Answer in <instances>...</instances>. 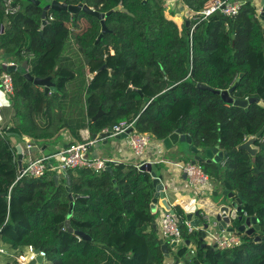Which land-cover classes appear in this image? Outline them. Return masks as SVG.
I'll return each mask as SVG.
<instances>
[{
    "label": "trees",
    "instance_id": "trees-1",
    "mask_svg": "<svg viewBox=\"0 0 264 264\" xmlns=\"http://www.w3.org/2000/svg\"><path fill=\"white\" fill-rule=\"evenodd\" d=\"M6 1L0 0V30L5 27L0 34V53L7 54L8 63H15L18 69L11 72L12 125L0 128V245L15 249L33 244L47 251L50 264H166L163 243L170 253L172 249L170 241L154 227L153 177L137 164L111 162L112 172L67 170L73 199L66 174H60L58 181L53 171L40 178H19L18 153L10 136L28 137L41 147L60 143L64 133H70L60 124L61 102L75 97H85L93 134L121 121H134L137 132L149 133L159 141L180 129L198 148L235 150L222 163L200 165L210 178L214 175L223 190L241 193L244 212L256 216L264 227V150L254 159L248 151L237 149L264 128V108L251 103L246 110L197 86L203 83L226 90L243 74L231 95L264 101V25L252 2H245L235 16L216 14L199 22L189 17V24L182 12L184 19L179 24L174 19L176 8L167 9L164 0H86L100 12L120 3L123 6L105 18L108 31L96 43L102 24L95 15L84 10L72 14L50 9L41 32L46 0L40 5L29 3L18 21L14 18L25 0H12L18 10L14 14L6 12ZM179 1L198 13L209 0ZM105 64L107 67L97 72ZM2 66L0 62V73L6 71ZM27 72L35 77L53 76L57 91L46 94L25 77ZM100 108L103 114L93 121ZM262 144L264 130L256 140V145ZM72 201L71 226L90 238L61 226ZM173 209L184 238L175 260L187 264H264V229L261 234L245 237L239 233V246L203 247V230L189 232L186 211L179 205ZM201 218L203 221L204 214ZM186 240L196 247L191 260L184 259L190 249Z\"/></svg>",
    "mask_w": 264,
    "mask_h": 264
},
{
    "label": "water",
    "instance_id": "water-1",
    "mask_svg": "<svg viewBox=\"0 0 264 264\" xmlns=\"http://www.w3.org/2000/svg\"><path fill=\"white\" fill-rule=\"evenodd\" d=\"M85 1L86 0H83V2H81L79 4H65V3H61L57 0H46L47 5L44 6L43 14H42L41 32L48 22L47 14H48V11L50 9L68 10L72 14H77L81 10H84L85 12H87L89 14L97 16L101 20L102 31L96 40V43H98L100 41V39L102 38V36L104 35V33H106L108 31V28H107L106 23H105V18L110 13H112L113 11L122 10L123 6H122V3H120L118 6H116L114 9H112L108 12H100V11H97V10L91 8L90 6H88V4L85 3ZM245 1L246 2H252L255 5L253 0H245ZM31 2L36 3L37 5L41 4V0H25L23 9L19 13H17L15 18H14L15 21H18L23 16V14L26 11V7ZM260 5L261 6L258 7V9H260L259 10L260 11L259 12V18L264 22V0H260ZM181 9L184 10V7H182ZM192 14H193L192 10H189L186 12V16L188 18L190 16H192ZM217 15H221V13L218 12ZM188 18H187V22H186L187 24H189ZM4 32H5V27L2 26L1 30H0V34H3ZM2 67L6 71H9V72L17 70L16 64H3ZM23 67L27 71L28 70V63L25 62L23 64ZM106 67H107L106 64L103 65V67H101L97 72L102 71ZM242 76H243V74H240V76L238 77L235 84L226 90L214 89L213 87L206 85V84H203V83H199L197 86L200 89L210 90L216 94L221 95L223 101L228 103V104L240 106V107L246 108V110H248V106L251 103H258L260 106H262L264 108V101L261 100L259 97H249L246 99H235L231 95L232 92L237 88ZM25 77L28 80L32 81L35 85L43 86L46 94L54 93L57 91V87L52 80L53 76H48L46 78L35 77L31 73L27 72L25 74ZM0 87L2 88L1 81H0ZM130 88H132V87H130ZM102 114H103V110H102V108H100L99 112L93 117V121L98 119ZM136 125H137V123L135 122L134 126L132 128H130L127 132L116 136V138H127L128 133L130 131H133V129L136 128ZM263 130H264V128L261 129L256 135L249 136L245 142H243L241 145H239L237 147V149L248 151L253 156V158L255 159L257 153L261 149L264 150V144H262L261 146L256 145V140L261 136ZM96 137H97V135L93 134V138H96ZM180 142H186L187 144L190 145V151L193 153V159L191 160L192 163H197V162H199V163L200 162L222 163V162H224V160L228 156H230L235 151V150L224 151V150H220L218 147L198 148L195 145H193V140H192L191 136L181 133L180 129L176 130L171 135H169L167 138L163 139V144L165 145V147L167 149H171L174 145H177ZM66 147L67 146H65V148ZM43 150H44V154L47 156L52 154V152L47 148L46 145L43 146ZM18 151H19L18 152V168H19V172H21L23 170V154H22L21 147H18ZM52 161H54V159H51V162ZM107 170L112 172L113 168H112L111 164L108 165ZM141 170H147L148 172L151 173V175L153 177V184L155 186L156 192L154 194V198H153L152 203H151L152 212H155L156 203L158 202L159 198H161L162 204L165 207V209L172 212L174 214V218L178 222H180V220H179L177 214L175 213L174 209L172 208L171 204L168 202L167 198H165V185H164V182L162 180L163 176L159 175L155 171V169L153 168V164L150 162L144 164L142 166ZM255 171L258 172L259 171L258 168H255ZM63 174H66L67 190L69 192L70 198L73 199L72 189H71V183H72L71 177L67 172H63ZM54 177H55V180L58 181L60 178V174L56 173ZM114 182L116 183V181H114ZM215 194L217 195L218 192H215ZM223 194L225 196H227L229 199H232V201L227 205L221 206L219 213L216 216H214L213 218H209L208 221H206L204 223L202 222V219H201L202 213L199 210L194 212V213H188L186 215L187 221H190L192 226L198 228L202 224V228H201L203 230L202 239L206 240L207 230L209 228H213V227H215L216 230H219L221 232H228V233L241 232V233H243L244 237L246 235H252L255 232H258L259 234H261L264 227H261V225L258 221V218L256 216H253V215H248L247 213L244 212V209L242 206V203L244 200L243 195L241 193L236 194L234 192H230L228 189L223 190ZM2 195L6 196V194H2ZM74 205H75V203H74V201H72L68 215H67V220L65 222L61 223V226L68 228V230L70 232H75V234H77L80 237L90 238L89 235L85 234L82 231H74L72 226H71L70 219L73 216ZM154 227L157 228V224H154ZM180 244H181L180 241L179 242L172 241L170 244V247L176 248ZM186 245L187 246L191 245L190 240H186ZM206 245L207 244L204 242L203 247ZM213 247L216 248L217 246L213 245ZM162 248H163V251L165 253L166 258H168L170 256L168 245L163 243ZM194 256H195V254H194L193 250L189 249L187 251V253L184 255V259L191 260ZM39 260L41 261L42 259L40 258ZM30 264H34V262H32ZM173 264H187V263H185L184 261L175 260V262Z\"/></svg>",
    "mask_w": 264,
    "mask_h": 264
},
{
    "label": "built area",
    "instance_id": "built-area-1",
    "mask_svg": "<svg viewBox=\"0 0 264 264\" xmlns=\"http://www.w3.org/2000/svg\"><path fill=\"white\" fill-rule=\"evenodd\" d=\"M178 0H164V5L167 9L175 8V4ZM245 0H209L204 8L198 13L193 12L191 17L198 19L199 21L206 20L210 16L216 15L218 12L221 15L227 17L235 16L239 13L241 7L244 5ZM7 13L14 14L18 10L12 6V0L6 1ZM258 11L260 9H257ZM260 12V11H259ZM198 24V23H197ZM194 24L192 31L195 29ZM0 81L4 93L10 97L14 96V79L9 71H3L0 74ZM133 122L121 121L120 123L103 130L99 134L98 138L116 137L127 132L134 126ZM96 137V138H97ZM91 139L84 142L68 145L66 148L52 153L51 155L34 156L32 152L27 155L23 154V170L19 174V178L25 175L40 178L44 176L48 171H53L58 174H62L69 169L75 168H89L96 172H101L107 169L108 165L114 160L107 159L99 156H91L90 150L97 142V139ZM129 145L133 152L144 157L146 151L152 146L153 143L159 141L155 139L149 133L137 132L136 128L128 133ZM162 142V141H160ZM32 148L33 145H28ZM51 159L54 161L51 162ZM148 162L142 161L137 164L140 170L144 164ZM151 163V162H150ZM176 167V169L185 174L188 180L189 186H193L192 190L199 192L201 188H206L210 181V176L203 170L199 162L192 163L186 162H169ZM191 188V187H190ZM10 199V196H8ZM204 218H209L204 214ZM188 231L193 232L201 227H194L190 221H186ZM160 233L163 239L177 242H184V238L181 233L180 222L174 218V214L167 209H163L159 218ZM208 232L206 239H210L214 245L219 249H227L235 246H239L242 243V237L239 233H228L227 235H221L219 233L214 234ZM190 249L196 252V247L190 245ZM0 256L6 258L4 264H50L48 260L47 251L41 248H37L33 244L24 245L15 249L8 248L4 245H0ZM42 259L41 261L39 259Z\"/></svg>",
    "mask_w": 264,
    "mask_h": 264
},
{
    "label": "crops",
    "instance_id": "crops-1",
    "mask_svg": "<svg viewBox=\"0 0 264 264\" xmlns=\"http://www.w3.org/2000/svg\"><path fill=\"white\" fill-rule=\"evenodd\" d=\"M182 7H184V10L181 9ZM175 8L177 12V15L175 17L177 19L180 18L183 21L182 17L178 15L183 12L185 14L187 21L188 17L186 16V12L189 11L190 9L187 6L183 5L179 0L175 4ZM257 12L259 17V11L257 10ZM262 23L264 25L263 21ZM9 58L10 57L7 54H2L0 56V62L2 64H15L13 62L8 63ZM17 69H18V65H17ZM84 70L88 71V67L86 66ZM39 87L44 89L43 86H39ZM11 98L12 97L6 95L3 89L0 87V128L1 129H4L6 127H11L12 125L11 116L13 115L14 109L11 102ZM60 124L62 126H67L70 130V133H64V139L58 144H50V145L46 144L47 148L52 153L62 150L63 148H65V146H68L71 142L76 140H79L80 142H84L87 140L95 139L93 138V133L90 131L89 128V119L87 115L85 97L62 99ZM96 135L98 136L99 134ZM96 139L97 142L95 143V145H93V148L90 150L91 156L104 157L107 159L114 160L113 162L125 161L135 164H140L142 161H146L148 163L151 162L153 164V168L155 169V171L159 175L163 176L162 180L165 185V198H167L172 208L176 205H179L186 211L187 214L194 213L198 210H202V213L206 214L208 212L210 215L209 217L213 218L219 213L221 206L227 205L232 201V199H229L223 193L222 194L224 198H221L220 203H217L216 201H212L209 197H205V199H200L198 198V196L193 194L192 189L189 187L186 176L183 173L179 172L175 166H173L172 164H168L170 161L164 155L166 152H169V150H171L172 148H175L176 147L175 145L168 150L163 144V140L162 142L157 141L152 144V146L146 151L144 157L141 158L138 157L131 149L129 145L128 137L127 138L97 137ZM10 142L15 147L17 153L19 152L18 147H21L22 154L24 155H27L29 152H32L34 156L45 155L43 150L44 145L41 147L35 144L34 142H32L28 137L22 138L17 135H11ZM30 144L33 145L32 148L28 147V145ZM176 152H178V155L182 158L187 157L189 161L193 159V153L191 151L188 150L180 151L178 150V148H176ZM158 156L160 158H158ZM161 159H164L165 163H163ZM210 190L216 191V189L214 190V187H212V189ZM220 192H223V189H221L218 192V194ZM163 209H165V207L162 204V199L159 198L158 202L156 203V210L155 212H153L156 213L155 222L157 224V228L159 231H160L159 218H160V213ZM211 229L213 231L211 233L214 234L217 233L221 235L228 234V232H221L219 230H216L215 227ZM170 244L171 242L169 243V247ZM171 249H175V248H171ZM174 262H175V257H171L170 254V256L166 258V264H173Z\"/></svg>",
    "mask_w": 264,
    "mask_h": 264
},
{
    "label": "rangeland",
    "instance_id": "rangeland-1",
    "mask_svg": "<svg viewBox=\"0 0 264 264\" xmlns=\"http://www.w3.org/2000/svg\"><path fill=\"white\" fill-rule=\"evenodd\" d=\"M253 2L255 3V5H256V7L258 8V7H260L261 5H260V0H253ZM178 15H180L181 17H182V19H184V15L183 14H178ZM175 19H177L176 17H175ZM179 24H182V20L180 19V18H178L177 20H176ZM75 47L76 48H78V46H77V44H75ZM1 54L2 53H0V56H1ZM81 58V60H82V57H80ZM93 79V76L92 77H90V79H89V82L91 81ZM176 147L175 148H172L171 150H169V152H166L164 155H165V157L170 161V162H186L187 160V157L186 158H182V157H180L179 155H178V152H176V148H178V150H180V151H190V145L189 144H187L186 142H180V143H178L177 145H175ZM138 156V155H137ZM138 157H141L142 158V156H138ZM158 158H160L159 156H158ZM165 158V159H166ZM161 161H163V163H165V160L164 159H161ZM214 175L210 178V181L208 182V186L206 187V188H201V189H199L198 191L199 192H196L195 190L193 191V194H195L196 196H198V198H200V199H205V197H209L212 201H216L217 203H220L221 202V198H224V196H223V192H220L218 195H216L215 194V192H219L222 188H221V185L219 184V182L217 181V180H215L214 178ZM189 187H191V189H192V187L193 186H189ZM212 187H214V190L216 189V191H211L210 189H212ZM194 196V195H193ZM204 210V209H203ZM207 210V209H206ZM207 212V211H206ZM202 214H204V213H202ZM208 216H207V215ZM205 215L208 217V218H210L209 216V213L207 212ZM202 219V218H201ZM205 218H204V220L202 221L203 223L205 222ZM202 225V224H201ZM211 231H212V229H211ZM213 232V231H212ZM206 244H207V247H211V246H213L214 244L212 243V241L210 240V239H206V242H205ZM179 246H177L175 249H172L171 250V257H175L176 256V252H177V248H178ZM190 247V246H189ZM6 261V258L5 257H3V256H0V264H4V262Z\"/></svg>",
    "mask_w": 264,
    "mask_h": 264
},
{
    "label": "flooded vegetation",
    "instance_id": "flooded-vegetation-1",
    "mask_svg": "<svg viewBox=\"0 0 264 264\" xmlns=\"http://www.w3.org/2000/svg\"><path fill=\"white\" fill-rule=\"evenodd\" d=\"M206 219V218H205ZM207 221V219L205 220V222ZM209 231H211V228H209L208 230H207V235H208V232ZM235 233H241V232H235ZM243 234V233H242Z\"/></svg>",
    "mask_w": 264,
    "mask_h": 264
}]
</instances>
